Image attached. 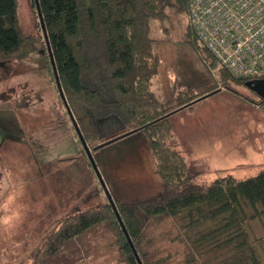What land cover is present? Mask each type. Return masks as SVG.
<instances>
[{
  "label": "rangeland",
  "instance_id": "obj_1",
  "mask_svg": "<svg viewBox=\"0 0 264 264\" xmlns=\"http://www.w3.org/2000/svg\"><path fill=\"white\" fill-rule=\"evenodd\" d=\"M16 1L19 27L35 38L36 46L22 60L0 62V103L7 101L11 123L23 130L22 144L12 140L0 148V264H32L33 250L63 217L109 203L72 121L81 134L87 110L74 105L70 117L52 76L34 0ZM172 18L151 22L159 66L150 89L173 111L178 92L214 87L168 116V145L183 156L196 182L264 169V100L243 84L223 80L217 62L212 65L200 47L183 41L188 19ZM121 128L119 121L96 128L91 142L81 135L112 201L158 193L156 160L141 133L117 135L92 154L95 143ZM248 230L264 264V213L248 222ZM78 244L79 253L48 264H125L107 225L88 232Z\"/></svg>",
  "mask_w": 264,
  "mask_h": 264
},
{
  "label": "trees",
  "instance_id": "obj_2",
  "mask_svg": "<svg viewBox=\"0 0 264 264\" xmlns=\"http://www.w3.org/2000/svg\"><path fill=\"white\" fill-rule=\"evenodd\" d=\"M37 2L68 107L79 105L87 110L85 125L77 116L82 121L81 135L91 142L96 128L115 121L122 125L120 132L102 142L141 133L156 160L161 190L129 200L113 199L130 242L112 205L105 203L63 217L33 250L32 264L76 255L80 239L102 225L112 229L125 264H139L133 249L141 264H263L248 222L264 213V169L246 177L226 174L196 182L183 156L167 143L172 137L168 116L204 98L198 96L214 85L200 93L192 88L178 92L173 111L150 89L159 66L150 36L152 21L163 24L173 16L179 21L186 17L183 41L195 49L200 47L204 58L216 65L195 33L188 0ZM35 46V38L19 27L17 1L0 0V62L22 60ZM47 57L50 62L48 52ZM219 75L235 84L245 85L249 80L234 77L224 68ZM52 76L55 81L53 70Z\"/></svg>",
  "mask_w": 264,
  "mask_h": 264
},
{
  "label": "built area",
  "instance_id": "obj_3",
  "mask_svg": "<svg viewBox=\"0 0 264 264\" xmlns=\"http://www.w3.org/2000/svg\"><path fill=\"white\" fill-rule=\"evenodd\" d=\"M201 43L234 77H264V0H188Z\"/></svg>",
  "mask_w": 264,
  "mask_h": 264
},
{
  "label": "water",
  "instance_id": "obj_4",
  "mask_svg": "<svg viewBox=\"0 0 264 264\" xmlns=\"http://www.w3.org/2000/svg\"><path fill=\"white\" fill-rule=\"evenodd\" d=\"M34 3H35V8H36V14H37V16H38L39 24H40V27H41V30H42V33H43V37L45 38L46 48H47V52H48V55H49V60H50V62H51V67H52V70H53V73H54V77H55V83H56L57 89H58V91H59V94H60V96H61V99H62L63 103H64L65 106H66L67 112L69 113L70 117L72 118V115H71L70 109H69V107L67 106V102H66L65 96H64V94H63V92H62V89H61V86H60V83H59V80H58V77H57V73H56L55 65H54L53 58H52V54H51V50H50V47H49V44H48V41H47L46 31H45V28H44V25H43V21H42V18H41V14H40V11H39V5H38L37 0H34ZM245 86H247L249 89H251L253 92H255L258 96H260L261 98L264 99V77H263V78L249 79V80H247V81L245 82ZM205 96H206V95H205ZM72 121H73V123H74V126H75V128H76L78 134H79V138H80V140H81V142H82V145L84 146L85 151H86V153H87V155H88L89 161H90V163H91V165H92V167H93V169H94V171H95V173H96V175H97V177H98V179H99L101 185L103 186V189H104V191H105V194H106L107 197H108V201H109V203L112 205V207H113L114 210H115V205H114V203H113V201H112V198H111L109 192H108L107 189H106L105 183H104V181H103V179H102V177H101V175H100V173H99V170H98L97 165L95 164V161H94V159H93V157H92V155H91V153H90V150H89V148L86 146L85 141L83 140V138H82V136H81V134H80V132H79V129L77 128V125H76V123H75V120H74L73 118H72ZM117 138H118V137H114V138L108 139V140L102 142L101 144H98L96 147H94V149L97 148V147L103 146L104 144H107V143H109V142H111V141H113V140H115V139H117ZM115 214H116V216H117V218H118V220H119V223L121 224V227H122L124 233L126 234L125 229H124V227H123V224H122V222H121V219L119 218V215H118V213L116 212V210H115ZM126 236H127V234H126ZM127 238H128V236H127ZM128 241H129V238H128ZM129 242H130V241H129ZM133 252H134V254L136 255V259H137L138 263L141 264L140 259H139V257L137 256V254L135 253V250H134V249H133Z\"/></svg>",
  "mask_w": 264,
  "mask_h": 264
},
{
  "label": "flooded vegetation",
  "instance_id": "obj_5",
  "mask_svg": "<svg viewBox=\"0 0 264 264\" xmlns=\"http://www.w3.org/2000/svg\"><path fill=\"white\" fill-rule=\"evenodd\" d=\"M6 103V100L0 103V148L7 147V142L12 140L23 143V130L21 127H16L14 123H11V113L7 109Z\"/></svg>",
  "mask_w": 264,
  "mask_h": 264
}]
</instances>
